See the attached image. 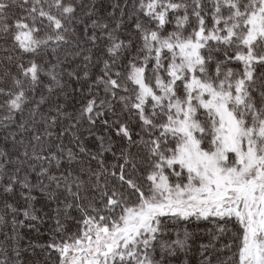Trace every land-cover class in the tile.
<instances>
[{"label":"snow or ice","instance_id":"1","mask_svg":"<svg viewBox=\"0 0 264 264\" xmlns=\"http://www.w3.org/2000/svg\"><path fill=\"white\" fill-rule=\"evenodd\" d=\"M111 8L0 0V40L9 45L0 64V264H24L16 226L21 214L39 218L35 192L56 203L55 225L48 242L31 247L56 264H170L189 234L164 239L167 222L193 217L216 225L200 264H264V0H117ZM70 45L66 60L82 56L87 68L95 56L101 65L91 98L73 111L43 110L49 99L36 97L37 86H63L65 70L58 57L45 64L36 54ZM98 122L116 129L118 148L105 136L96 137L98 151L85 146L82 133L92 136ZM17 193L23 205L8 199Z\"/></svg>","mask_w":264,"mask_h":264},{"label":"trees","instance_id":"2","mask_svg":"<svg viewBox=\"0 0 264 264\" xmlns=\"http://www.w3.org/2000/svg\"><path fill=\"white\" fill-rule=\"evenodd\" d=\"M86 4L93 3V0H84ZM97 9L100 14L106 15L108 12L112 11L111 5L116 3L117 0H94ZM118 2L123 5L127 3L129 6L133 3V0H118ZM18 11V10H17ZM79 14V13H78ZM117 15L119 12L117 11ZM171 27V26H170ZM130 25L127 24L122 32L125 34V37L128 33V29ZM9 45H5L2 40H0V64L5 63L3 57L7 55L3 51L4 47H8ZM73 46L68 47H60L55 52H53L52 48H48L46 50L42 49L39 53L36 54V58L41 63H55L56 58L58 57L60 61L63 62L64 75H63V86H56L50 93L44 88L42 85L37 86L36 97L38 98L41 94H44L48 97L49 103L43 106V110H47L50 105L54 106L57 103L63 104L66 106L67 111H73L78 109L81 102H84L86 98H91L87 95L88 93V84L91 83L92 80H95L96 76L100 74L101 65L97 64L96 57L94 56L91 63L88 64V67H84L83 57H69L67 60L65 59V52L69 51ZM31 55L25 56V60L32 59ZM75 69L77 70L81 76H83L84 71H88L91 79L77 82L74 77L69 78L67 75V71ZM59 71V69H58ZM258 72H264V69H258ZM41 79L44 80L45 83L48 82L47 77L41 73ZM83 85V88H81ZM95 91V89H93ZM101 95H103V89L101 86ZM117 112H119V106H117ZM5 113L0 111V117H2ZM28 111L25 110V117H27ZM124 119H130L128 113L123 114ZM17 121L20 119L19 113L16 116ZM133 125V139H136L135 132L138 131V125L135 120H132ZM93 135L89 136L87 132L82 133V140L85 146L91 151L99 150V141L96 139L97 136H105V144L109 143L108 137H111V142L114 143L115 147L118 148L121 144L119 137L116 135V129L113 127L105 132V129L100 124L97 123V126L92 129ZM68 142V137H65V144ZM126 143V142H125ZM5 146L4 141V131L0 129V147ZM10 146V145H9ZM105 156L109 162L114 160L111 152L105 153ZM85 164H87V158H85ZM95 167V162L92 164ZM6 179V177H5ZM33 195L37 196V201L34 202L33 207L36 210L35 215L39 218L36 220H32L30 217L25 218L22 214L18 217L19 220H23L24 223L22 225L17 224V241L19 246V251L21 253L20 260L24 262V264H34L37 258L41 261L47 260L48 264H56V256L53 255L48 257L44 252H41L39 248L35 250L32 249V245H43L50 239V233L52 228L55 225V220L52 218L54 214V210L56 208V203L53 201H49L47 196H42L38 192L33 193ZM63 193H61V198H63ZM8 199L10 201H16L18 204L23 205L24 201L19 197V194L9 195ZM3 202V197H0V204ZM0 215H3V209L0 207ZM72 216L78 215L75 211L71 212ZM9 224L8 228H11V217H8ZM168 232L164 236L166 240H175L177 238V232L181 238H183L185 231L189 234V239L186 244V250L177 251L175 257L171 259L170 264H200V245L207 244L211 241L210 232H212L216 225L213 223L212 219L197 220L196 218H191L188 221H182L180 223H175L173 221H168ZM3 224H0V232L5 231ZM72 230L75 228L73 226ZM3 239V236H0V240ZM222 243H228V239L224 238ZM219 247V244L217 245ZM223 259V257H221Z\"/></svg>","mask_w":264,"mask_h":264}]
</instances>
